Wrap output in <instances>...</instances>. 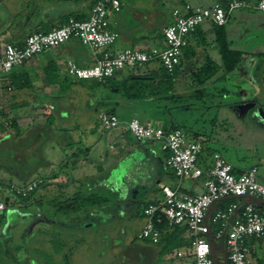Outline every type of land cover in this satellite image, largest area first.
<instances>
[{
	"label": "crops",
	"instance_id": "1",
	"mask_svg": "<svg viewBox=\"0 0 264 264\" xmlns=\"http://www.w3.org/2000/svg\"><path fill=\"white\" fill-rule=\"evenodd\" d=\"M101 1L103 0H0V49L8 44L21 45L30 33L48 32L70 17L88 20L93 6ZM133 1L124 0L122 11L112 17L111 29L118 32L120 38L118 44L109 49L111 53L124 49H161L163 31L173 22L172 14L175 9L183 11L186 4L207 8L220 3L219 0ZM230 17L228 16L225 25L227 40L233 49L242 52L237 48L235 37L227 29ZM245 33L244 31L242 36ZM216 36L215 25L211 23L203 24L191 35L175 78V93L181 98L191 97L198 89L205 87L213 99L216 93L210 90V86L221 87L228 81L236 85V94L240 98L255 99L260 95L256 88L260 77L255 72L257 63L264 61L262 48L243 52L241 65L226 78H223L224 73L220 70L205 84L198 86V72L207 69L210 60L218 66L222 65ZM70 60L80 67L95 64L92 52L78 40H71L37 55L0 80V124H6L5 130H0V186L7 183L23 185L37 177L45 180V184L29 201L8 206L2 214L3 218L0 217L2 256L8 253L7 249L14 235L11 232L14 228L11 229L12 224L9 223L11 220L18 221L15 223V230L29 226L35 230L43 226L51 231L66 227L67 231L79 232L82 228L92 230L115 222L130 213L131 208L141 206L144 221L146 205L163 198L164 188L175 189L179 185L178 178L167 166L166 155L160 146L154 142L135 140L128 129V124L133 119L155 124L149 111L164 108L162 102L130 101L105 85L94 86V89L87 87L88 93L85 95L71 90L76 86L64 88L63 85L67 86L64 81L68 76L66 63ZM51 63L56 65L61 75L56 80H49L45 72ZM263 73L264 68L259 74L262 79ZM129 74V70H123L113 77L125 78ZM180 87L186 90L181 92ZM216 90L220 97L229 94L226 88ZM87 108L97 116L99 127L94 122L85 121L82 111ZM103 111L116 115L120 124L109 131L104 130L99 120V113ZM51 120L53 124L45 131V143L38 153L41 137L35 132V128ZM12 121L15 128L8 126ZM160 121V125H157L161 127L169 122L167 118ZM172 125L178 127L174 122ZM179 130L183 131L181 127ZM183 132L191 140L201 142L200 134ZM211 167L212 165L206 164L204 170L207 172ZM206 177L188 179L194 184L189 188L185 187L184 180L181 184L182 192L189 195L203 193ZM136 191H144V199L141 200L138 193L135 198L133 195ZM81 195L102 196L108 201L102 205L77 209L71 204ZM229 200L233 201H226ZM254 204L259 205L260 202L256 201ZM126 206L129 210H121ZM31 209L34 211L30 212ZM144 224L145 221L141 222L140 231ZM126 231L124 228L121 234L125 236ZM105 234L102 242L109 247H116L122 241L116 242ZM138 234L139 232L132 236L125 249L124 260L129 264H194L192 241L186 229L171 242L173 249L164 255L161 253L162 246L141 241L137 238ZM66 240L64 238L65 243L62 245L67 251L63 261L67 259L68 264H96L104 255L92 254L96 253L93 249L96 240H91L90 243L79 237L71 238L69 242ZM180 244L184 245L179 247ZM248 244L251 249V264H264V242L249 239ZM86 246L88 249L84 250ZM215 249L218 264H226L223 245L216 244Z\"/></svg>",
	"mask_w": 264,
	"mask_h": 264
},
{
	"label": "built area",
	"instance_id": "2",
	"mask_svg": "<svg viewBox=\"0 0 264 264\" xmlns=\"http://www.w3.org/2000/svg\"><path fill=\"white\" fill-rule=\"evenodd\" d=\"M250 6L248 0H230L227 8L220 3L212 7L184 6L175 9L173 22L163 31V48L139 51L124 49L111 53L120 34L111 29L112 17L122 11V0H103L93 6L88 20L70 17L48 32H32L23 44H8L0 49V80L13 69L25 65L39 54L60 47L71 40H78L95 58L91 67H80L74 61L66 63L67 75L75 80L105 82L123 70L133 71L145 65L160 63L169 72L181 65L189 38L205 23L222 27L227 24L229 13ZM255 8L264 12V0ZM11 90V89H10ZM104 130L116 128L120 121L112 113H99ZM132 137L141 142H154L166 155L167 166L178 178L175 188H164L163 198L148 204L144 209L145 224L138 239L158 244L161 230L157 224L185 227L191 240L194 264H218L216 244L223 245L226 264H251L249 239L264 242V185L257 181V167L238 175L234 167L221 154L213 156V166L206 175L198 165L203 144L191 140L181 130L167 131L152 122L133 119L128 124ZM206 177L204 192L189 195L182 192L185 179L198 180ZM45 180L37 177L23 185L7 183L0 186V215L6 209V198L25 199L36 193ZM233 199L224 208L217 206ZM247 200L259 201L256 205Z\"/></svg>",
	"mask_w": 264,
	"mask_h": 264
},
{
	"label": "rangeland",
	"instance_id": "3",
	"mask_svg": "<svg viewBox=\"0 0 264 264\" xmlns=\"http://www.w3.org/2000/svg\"><path fill=\"white\" fill-rule=\"evenodd\" d=\"M139 1L149 2L150 0ZM123 2L124 0H122ZM248 2L251 3L250 6L229 13V17H231L227 25L228 31L235 37L236 44H238L237 48L245 53L259 48L264 50V12L255 9L257 0H248ZM220 4L227 8L228 2L222 0ZM126 10L128 11V9ZM244 31L246 33L242 36ZM115 45L108 50L114 48ZM257 64L255 75L260 78L257 79L256 88L260 91V95L255 99L244 100L240 98L236 94V85L227 81L221 87L210 86V90L216 93L213 99L210 96L197 98L193 93L191 97L181 98L179 102H162L164 108H155V111H149V116L156 122L155 125L159 124L161 119L167 118L169 122H174L186 133L191 128L193 132L200 134V140L205 146V150L198 160L201 169L204 170L206 164L213 166V155L219 153L235 168L241 170V173L257 167V181L264 185V79L259 75L264 68V61L260 60ZM74 86L76 87L71 90L81 92L83 95L88 93L87 87ZM217 88H226L229 94L220 97L216 92ZM180 90L184 92L186 89L180 87ZM82 115L87 123L94 122L99 127L97 116L88 108L82 111ZM184 185L189 188L194 184L185 179ZM199 188L201 190V186ZM137 193L142 197L141 200L144 199L146 195L144 191H136L133 195L135 198ZM247 201L256 203L254 200ZM229 202L231 200L219 203L217 206L227 205ZM123 209L129 210L127 206L122 207L121 210ZM33 211L31 209L30 212ZM142 219L141 206H139L136 209L131 208L130 213L117 221L115 220V222L105 224V226H97L96 229L93 228L92 230L82 228L79 232L67 231L66 227L63 230L55 228L51 231L43 226L35 230H32L30 226L26 229L15 230V223L18 221L11 220L9 223L12 224L11 229L14 228L11 230L14 235L10 240L8 253L3 256L0 255V264H35L36 262L45 264V261L46 264H66L65 260L63 261L64 254H67L66 248L58 245V242L56 246L54 241L60 238L62 244L65 243L64 238L69 242L71 238L76 239L78 237L89 240L88 243L91 240H96L94 244L92 243L96 253L92 252V254H104L101 256V261L96 264H129L124 260L125 249L129 246L128 242L132 236L140 232L141 222L145 221V218L144 221ZM27 223L29 222L27 221ZM124 228L127 229V236L121 234ZM104 233L115 239L116 242L122 240V243L120 242L116 247H109L105 242H102ZM69 248L71 247L69 246ZM87 249L88 246L84 247V250ZM58 257L61 261L58 260ZM187 264L191 263L188 262Z\"/></svg>",
	"mask_w": 264,
	"mask_h": 264
},
{
	"label": "trees",
	"instance_id": "4",
	"mask_svg": "<svg viewBox=\"0 0 264 264\" xmlns=\"http://www.w3.org/2000/svg\"><path fill=\"white\" fill-rule=\"evenodd\" d=\"M222 1V0H219ZM229 2L230 0H225ZM64 23V22H63ZM216 29V38L217 45L219 48V52L221 55L222 65L218 66L212 60L207 63V69H202L198 72V77L196 82H200L199 85L205 84L209 81L216 73L220 70L223 71V78H226L227 75L232 73L237 67H239L243 61L244 54L243 52L233 49L230 45V42L227 40L225 26L219 27L215 25ZM47 32V31H45ZM164 39V37H163ZM209 67H212L210 69ZM179 67H177L173 72H169L164 68L160 63H155L153 65H145L142 68L135 69L130 71V74L125 78H116L111 77L106 79L105 82H97L94 80H75L67 76V80L65 79L66 85H63L64 88L71 89L74 85H81L83 87H89V89H94V86L105 85L109 86L112 92L121 95L123 98L130 101H155V102H179L181 99L175 93V78L178 73ZM47 77L49 80H56V78H60V74L58 73V69L56 65L51 63L45 70ZM74 81H72V80ZM92 84V85H91ZM197 98H205L208 95L207 89L201 87L198 89L196 94L194 95ZM53 124V121H49L45 125L38 126L35 128V132L38 133L40 139V149H38V153L41 152V148L45 143V131L49 130ZM6 124H0V130H5ZM10 128H15L16 125L13 123L8 125ZM167 131L179 130L180 126L175 127L172 125V122H168L163 127ZM188 132L193 131L189 128ZM141 142V141H140ZM235 174H240L241 171L234 167ZM206 171L204 170V174L206 175ZM33 195V194H32ZM31 195V196H32ZM31 196L25 199L18 198H6V204L8 206H12L17 204V202H27L31 199ZM74 203L71 205L76 206L77 209H83L90 205H102L105 204L108 199L102 196L97 195H84L79 196V198L74 199ZM233 202V201H231ZM224 203V202H223ZM148 204L146 205V207ZM145 207V208H146ZM225 205L220 206V208H224ZM0 217L3 218V215ZM158 228L161 230V239L160 242L156 245L162 246V255L169 252V250L173 249L171 246V242L180 236V234L186 229L185 227H171L167 223L157 224ZM167 229L173 230L172 232H168ZM192 241V240H191ZM55 245H63L61 244L60 238L57 241H54ZM150 243V242H149ZM192 244V242H191ZM184 244H180L179 247H182ZM65 258V257H64ZM65 263L68 264L67 259H65ZM46 264V261H45Z\"/></svg>",
	"mask_w": 264,
	"mask_h": 264
}]
</instances>
